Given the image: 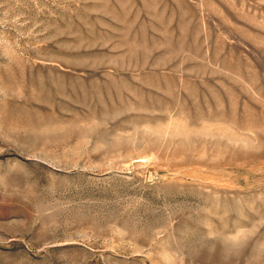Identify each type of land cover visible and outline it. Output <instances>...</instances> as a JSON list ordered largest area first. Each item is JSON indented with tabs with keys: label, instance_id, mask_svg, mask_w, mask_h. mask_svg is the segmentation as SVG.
Masks as SVG:
<instances>
[{
	"label": "rangeland",
	"instance_id": "obj_1",
	"mask_svg": "<svg viewBox=\"0 0 264 264\" xmlns=\"http://www.w3.org/2000/svg\"><path fill=\"white\" fill-rule=\"evenodd\" d=\"M0 264H264V0H0Z\"/></svg>",
	"mask_w": 264,
	"mask_h": 264
}]
</instances>
